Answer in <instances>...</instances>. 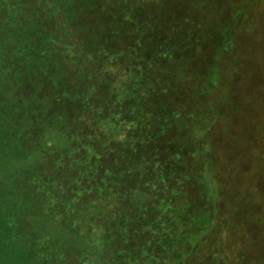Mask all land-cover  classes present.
<instances>
[{"label":"trees","instance_id":"obj_1","mask_svg":"<svg viewBox=\"0 0 264 264\" xmlns=\"http://www.w3.org/2000/svg\"><path fill=\"white\" fill-rule=\"evenodd\" d=\"M259 4L0 0V264H264V201L222 219L230 139L264 131L227 16Z\"/></svg>","mask_w":264,"mask_h":264},{"label":"rangeland","instance_id":"obj_2","mask_svg":"<svg viewBox=\"0 0 264 264\" xmlns=\"http://www.w3.org/2000/svg\"><path fill=\"white\" fill-rule=\"evenodd\" d=\"M260 9L256 13V6L253 8L245 9L247 11L248 17L246 18V12L245 15L243 13V9L236 10L233 9L228 14L227 18L229 21L233 20L235 17L237 20H239L243 24L247 26V30L251 35H255L252 38L248 37L247 42H254L258 41V38L260 41H263V44L261 42L260 51L264 48V30L260 34H256L253 31V28L255 27V24L260 20L261 24H264V0H260ZM258 15V18H257ZM264 26V25H263ZM258 47V45H256ZM264 51V50H263ZM251 49L248 47L245 50V54H247L249 57V62L247 65V71L252 72L255 76L258 74L257 72H260L261 75L257 77V79L254 78V84L261 83V78L264 81V54L262 56L259 52L257 56L252 55ZM228 71V70H227ZM243 84L240 82V80H237V78L231 73L229 74V77L226 80V88H234L236 86L237 97L236 98H242V93H240V87ZM256 95H253L252 98L255 99ZM257 101V100H256ZM220 125L217 126V130H219ZM263 127L260 128V132H258L259 135V141L258 144L255 146L252 145L251 142L247 141V145L241 144V140L245 136H237V138L230 139L234 141V143H239V145H234L233 142L230 143V145L227 146L226 150L228 153L227 159L228 161L232 162V165L227 166L226 169L229 170V173L227 177L225 178V183L223 184L224 190L226 193V210L229 212H223L222 213V219L225 216H233L232 210H237L238 214H240L244 221H249L251 218L250 213L251 212H245L246 210H249L250 208L254 207L256 204L259 203L260 200L262 202L264 201V190L263 191H255L254 188L256 187L257 183L260 181H264V131L262 130ZM229 129V126H228ZM228 129H222L225 131V134H228ZM227 130V131H226ZM223 131V132H224ZM249 133V132H248ZM255 136V135H254ZM241 162V163H238ZM238 180V181H237ZM264 183V182H263ZM253 220L258 221V228L255 231L256 236H259L261 234H264V212H256L255 215H253ZM234 220V218H233ZM243 231H239L238 236L244 235L245 229H242ZM236 247H238L236 245ZM233 245L230 247V253L229 254H235L236 258L231 261L230 264H239L240 260L238 259V250ZM256 261H259V255L255 256ZM200 264H205L203 259L199 260Z\"/></svg>","mask_w":264,"mask_h":264},{"label":"flooded vegetation","instance_id":"obj_3","mask_svg":"<svg viewBox=\"0 0 264 264\" xmlns=\"http://www.w3.org/2000/svg\"><path fill=\"white\" fill-rule=\"evenodd\" d=\"M254 245V244H253ZM255 247H257L258 248V246L256 245ZM256 259H255V257H254V259H253V261H255ZM259 260H261V258L259 257ZM252 261V262H253ZM253 264H263V262H260V261H255V262H253Z\"/></svg>","mask_w":264,"mask_h":264}]
</instances>
